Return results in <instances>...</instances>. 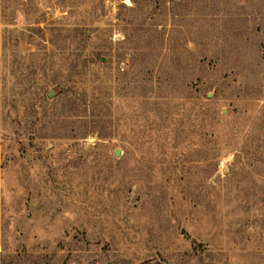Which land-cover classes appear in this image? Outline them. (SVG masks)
<instances>
[{
    "label": "rangeland",
    "instance_id": "1",
    "mask_svg": "<svg viewBox=\"0 0 264 264\" xmlns=\"http://www.w3.org/2000/svg\"><path fill=\"white\" fill-rule=\"evenodd\" d=\"M0 264H264V0H0Z\"/></svg>",
    "mask_w": 264,
    "mask_h": 264
},
{
    "label": "water",
    "instance_id": "2",
    "mask_svg": "<svg viewBox=\"0 0 264 264\" xmlns=\"http://www.w3.org/2000/svg\"><path fill=\"white\" fill-rule=\"evenodd\" d=\"M116 155H117V156H119V153H118V151L116 152Z\"/></svg>",
    "mask_w": 264,
    "mask_h": 264
}]
</instances>
